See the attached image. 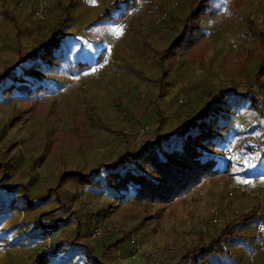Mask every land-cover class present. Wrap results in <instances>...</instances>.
Masks as SVG:
<instances>
[{"label":"rangeland","instance_id":"rangeland-1","mask_svg":"<svg viewBox=\"0 0 264 264\" xmlns=\"http://www.w3.org/2000/svg\"><path fill=\"white\" fill-rule=\"evenodd\" d=\"M195 1L0 0V10L15 18L14 22L0 18V74L4 68L11 70L15 61L13 47L17 31L19 50L26 53L37 38L44 39L50 34L43 32L44 27L52 32L64 27L62 50L69 61L83 62L88 67L86 72L69 80L77 94L71 98L72 106L82 104L72 114L81 131L73 129L68 107L57 99L54 102L52 98L42 97L31 102L0 103V184L23 186L32 197L50 194L49 200L32 213L20 211L5 222H1L0 216V236L6 237V244L0 245V264H33L37 253H49L54 238L74 241L97 255L105 246L102 256L110 264H154L157 258L161 264H264L261 251L264 240L257 243L259 235L264 239V225L255 223L228 230L231 237L220 243L219 256L212 254L197 260L190 255L184 259L189 249L197 244L205 245L226 228L234 215L248 212L257 202L258 187L247 184L239 175L225 183L216 180L205 184L199 194L187 196L158 212L154 207L142 205L112 207L107 199L87 196L80 190L75 194L72 190L57 189V194L52 191L58 173L66 169L89 167L100 158L111 161L125 148L137 147L145 139L156 140L155 106L162 119L160 135L180 128L200 108V98L218 90L241 93L251 89L264 106V70L261 69L264 0H241L242 3L238 0L241 4L238 26H233L227 16L215 15L200 21L205 35L190 50L197 55L206 52L200 65L191 63L183 52L172 53L171 47L178 21L194 9ZM217 3L220 12L224 11V0ZM189 5L193 8L188 11ZM162 15L165 18L158 21ZM169 15L171 20L167 22ZM252 25L263 38L247 34L253 31ZM232 38L237 42L234 49L230 47ZM165 49L169 51L167 57L158 60ZM101 52L99 60L97 56ZM161 72L167 74V79L156 84ZM263 114L264 107L261 111H239L233 115L235 126L230 128L243 133L246 126H259ZM140 129L145 131L138 135ZM242 139L244 148L261 157L258 150L262 135L250 139L254 144L246 136ZM225 155L237 159L235 154ZM241 159L249 168L253 166V157L245 155ZM260 180L263 185L264 177ZM243 193L250 198H241ZM57 196L68 208L70 224L52 238H46L48 245L46 239L34 240L30 245H11L10 240L25 232L24 223L33 220L39 212L58 206ZM5 197L7 207L11 194L8 192ZM212 208H216L217 214L213 216L216 222L210 224ZM143 217L148 221H143ZM94 224H104L120 232L91 242L88 234ZM139 226L140 230H135ZM201 227H205V232L200 231ZM125 233L129 237L133 235L134 244L129 237L120 240ZM135 244L145 256L139 254L130 259ZM79 246H73V250ZM68 250L63 246L61 254L66 256ZM252 253L255 255L251 258ZM54 263L59 264L60 260L55 259Z\"/></svg>","mask_w":264,"mask_h":264},{"label":"trees","instance_id":"trees-1","mask_svg":"<svg viewBox=\"0 0 264 264\" xmlns=\"http://www.w3.org/2000/svg\"><path fill=\"white\" fill-rule=\"evenodd\" d=\"M133 2L136 0H132ZM217 2L218 0H197L194 2L197 5L193 10V5H189L188 11H192L186 15L184 20L178 21L179 27L172 35L171 39L174 38L172 45H176L175 48L171 45L172 53L183 52L182 54L191 63L200 65L206 52L201 55L190 52L191 47L196 46V43L205 35L200 29V21L215 15L227 16L233 26L239 25L241 18L237 17V12L241 9V4H239L241 0L239 2L238 0H224L225 9L222 12H220ZM126 8L128 9V7ZM223 12L224 15H221ZM117 14L119 15V13ZM0 18L13 22L15 20L11 13L3 9L0 10ZM168 18L167 22L171 20V16L169 15ZM122 19L123 17L120 18V20ZM250 27L254 32L250 31L252 33L247 34L255 36L256 39L263 38V34L254 25ZM42 30L50 34L44 39L37 38L26 53L19 50L17 44L19 30L17 31L14 37L16 44L13 47L16 53L15 61L10 66L11 70L9 67L4 68L0 74V103L4 101L31 102L42 97L52 98L54 102L57 99L68 107L73 129L81 131L76 117L72 114L76 106L82 104L76 103L77 105L72 106L71 98L77 94L73 91L69 80L73 76L80 75L79 73L86 72L88 67L83 62L68 60L66 52L62 50L65 40V33H62V31L65 32L64 27L51 29L54 30L53 32L45 27ZM168 53L169 51L165 49L159 54L158 60L162 56L166 58ZM101 54L103 52L98 54L97 59ZM261 67L264 70V58ZM259 71L261 72V70ZM166 79L167 74L161 72L155 83L161 84ZM200 99V108L190 114L189 119L180 128L162 135L159 133L162 119L159 111L156 110L157 106H155L153 115L156 126L153 133L156 140L145 139L137 147L125 148L111 161L100 158L89 167L77 166L70 170L66 169L58 173L55 179L56 185L52 191L57 194L58 191L72 190L75 194L77 190H80L87 196L107 199L112 207L124 204L142 205L147 208L154 207L158 212L187 196L192 197L194 194H199V189H203L205 184H211L216 180L225 183L229 179H236L235 177L239 175L247 184H254L258 187L256 189L259 197L255 198L258 204L255 202L248 212L234 215L233 219L226 224V228L221 230L216 237L211 238L205 245L197 244L189 249L184 259L190 255L195 256L197 260L212 254L219 256L222 251L220 243L231 237L228 230L251 223H255L257 226L264 225V184L260 183L262 182L260 179L264 177V120L257 127L246 126L243 133H237L230 128V122L235 113L242 110L261 111V107L264 106L251 89L241 93H235L233 90H218L211 96L208 93ZM64 100L66 101L63 102ZM241 135L246 136L247 141L253 144V140L250 139L258 135L263 136V142L258 150L261 157L244 148L242 139L244 136L241 139L238 138ZM225 153L235 154L237 159H230ZM245 155L254 159L251 168L241 159ZM0 170H2V162H0ZM252 188L255 187H250V189ZM57 189L59 190L57 191ZM8 192L11 194V198L7 201L6 207L7 197L5 195ZM243 194H241V198L249 197V195ZM49 197L50 194L47 197H32L28 195L23 186L19 188L18 185L8 187L5 184H0L1 222H5L20 211L26 212V214L32 213ZM57 203V207L39 212L33 220L24 223L25 232H21L20 236L10 240L11 245H30L35 243L34 240L52 238L59 230L69 225L71 215L66 212L68 208L66 209L65 202L57 196ZM62 213H65V216ZM142 220L148 221L145 217ZM140 227H135V230L139 231ZM259 236L257 243L264 240L261 235ZM54 239L49 253H37L33 264H55V259L60 260L59 264H110L102 256L107 248L105 246L97 255L86 247L76 245L74 241ZM121 239L128 240V234H122ZM1 244H6L5 235L0 236ZM63 246L69 248L66 256L61 254ZM73 246H79V248L73 250Z\"/></svg>","mask_w":264,"mask_h":264},{"label":"built area","instance_id":"built-area-1","mask_svg":"<svg viewBox=\"0 0 264 264\" xmlns=\"http://www.w3.org/2000/svg\"><path fill=\"white\" fill-rule=\"evenodd\" d=\"M164 18H165V16L162 15L160 18H158V21H161ZM230 43H231L230 44V47L231 48H233V49L236 48L237 42H236V40L234 38L231 39V42ZM232 120L230 122V127L233 128L235 126V119H232ZM144 131H145L144 129H140V130H138L137 133H138V135H139V133L140 134H143ZM210 211H211V215L209 216V223L211 224V223H215L216 222L215 221V218H213V216H215L217 214V210H216V208H212ZM200 231L201 232H205V227H201L200 228ZM115 232H120V231L117 228H109V227H107L104 224H94L91 227V229H90V232L88 234V239L91 242H98V241L102 240L103 238H105L106 236L111 235V234H113ZM129 240H130V243L131 244H134L135 243V239H134V237H133L132 234H130ZM46 241H47L46 243L48 245V241L49 240L46 239ZM46 247L48 248V246H46ZM261 251L264 252L263 249H261ZM139 254H142V252H141L139 246L137 244H135L134 251H133V254L130 256V259H134L135 258V255H139ZM254 255H255V253H252L251 258ZM143 256H145V255H143ZM154 264H161L160 259H158V258L155 259Z\"/></svg>","mask_w":264,"mask_h":264},{"label":"snow or ice","instance_id":"snow-or-ice-1","mask_svg":"<svg viewBox=\"0 0 264 264\" xmlns=\"http://www.w3.org/2000/svg\"><path fill=\"white\" fill-rule=\"evenodd\" d=\"M93 2H95V0H93Z\"/></svg>","mask_w":264,"mask_h":264}]
</instances>
